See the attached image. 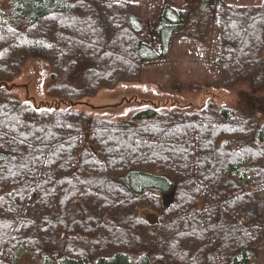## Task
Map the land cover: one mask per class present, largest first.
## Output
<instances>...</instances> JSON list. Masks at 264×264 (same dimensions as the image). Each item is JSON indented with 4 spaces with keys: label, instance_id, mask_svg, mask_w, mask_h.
I'll use <instances>...</instances> for the list:
<instances>
[{
    "label": "trees",
    "instance_id": "1",
    "mask_svg": "<svg viewBox=\"0 0 264 264\" xmlns=\"http://www.w3.org/2000/svg\"><path fill=\"white\" fill-rule=\"evenodd\" d=\"M192 6L164 1L147 31L139 1H0V264H260L264 0ZM214 12L217 75L168 89L223 90L230 105L163 101L123 117L76 107L142 82L166 52L149 34L158 46L203 40ZM33 60L48 66V102L9 87Z\"/></svg>",
    "mask_w": 264,
    "mask_h": 264
},
{
    "label": "rangeland",
    "instance_id": "2",
    "mask_svg": "<svg viewBox=\"0 0 264 264\" xmlns=\"http://www.w3.org/2000/svg\"><path fill=\"white\" fill-rule=\"evenodd\" d=\"M4 9H7L9 0H0ZM139 1L143 5L144 27L150 31L151 21L160 13L164 1L176 8L182 5L183 0H130ZM193 6L200 0H190ZM238 5H257L262 0H227ZM192 6V7H193ZM171 12V11H170ZM172 13V12H171ZM217 23L216 12L210 17L208 33L205 39L199 40L177 34L168 41H158L149 34L150 45L160 51H166L159 59L144 63L142 82L122 83L114 89H102L96 95L85 98L84 104L76 107L91 110L109 117H123L154 103L163 101L189 104L193 107L204 105L207 100L213 99L218 104L227 106L231 102L225 97L223 90L204 89L199 94L184 93L183 96L169 92L170 84H183L189 89L206 78L217 75ZM162 42V44H161ZM50 84L48 66L38 60L28 62L19 77L9 87L14 88L24 100L31 102H48L51 99L46 95L45 87ZM165 90L159 91L157 85ZM192 87V88H190ZM95 107V108H94ZM169 197L167 198L168 201ZM150 214V215H149ZM152 211L145 210L143 216L154 219ZM260 264H264V242L260 245Z\"/></svg>",
    "mask_w": 264,
    "mask_h": 264
},
{
    "label": "water",
    "instance_id": "3",
    "mask_svg": "<svg viewBox=\"0 0 264 264\" xmlns=\"http://www.w3.org/2000/svg\"><path fill=\"white\" fill-rule=\"evenodd\" d=\"M90 148L92 149V146H90ZM176 193H177V188H173V190H171L170 192L163 193L161 195L162 204L164 208H168L175 201ZM168 197L169 199L167 201ZM149 215L147 216L146 219L149 221L150 224H155L157 222V218L152 219L150 218Z\"/></svg>",
    "mask_w": 264,
    "mask_h": 264
},
{
    "label": "flooded vegetation",
    "instance_id": "4",
    "mask_svg": "<svg viewBox=\"0 0 264 264\" xmlns=\"http://www.w3.org/2000/svg\"><path fill=\"white\" fill-rule=\"evenodd\" d=\"M146 218V217H145Z\"/></svg>",
    "mask_w": 264,
    "mask_h": 264
}]
</instances>
